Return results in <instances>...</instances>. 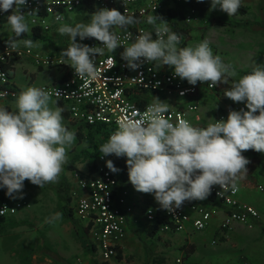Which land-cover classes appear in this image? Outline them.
Masks as SVG:
<instances>
[{"label": "clouds", "instance_id": "clouds-1", "mask_svg": "<svg viewBox=\"0 0 264 264\" xmlns=\"http://www.w3.org/2000/svg\"><path fill=\"white\" fill-rule=\"evenodd\" d=\"M27 3L0 0V12L11 9L7 24L16 37L30 31L21 12ZM241 4L242 0H211L210 10L219 8L231 17ZM63 19L62 15L55 17L57 22ZM161 21L157 25V17L147 18L154 25L155 39L151 32H141L124 47L121 57L127 67L136 70L145 62L157 69L169 66L175 76L190 85L208 82L213 88L231 79L224 95L247 108L231 110L226 119H215L206 127H195L186 120L170 122L164 115L168 104L157 98L147 107V115L118 121L117 130L99 147L104 156L126 157L134 188L152 194L162 209L174 212L185 201L206 199L214 185L235 190L236 181L248 172L249 160L242 153L249 149L264 153V65L237 78L234 67L214 55L207 41L179 47L180 35ZM135 22L132 15L104 7L93 12L88 23H60L59 34L71 41L61 55L78 77L94 80L95 58L105 50L114 52L121 47V38L113 29H124ZM77 37L81 41L95 38L101 44L90 47L79 43ZM22 42L25 46L33 44L31 40ZM6 44L13 50L18 47L17 40ZM15 109L0 106V189L10 199H23L25 180L41 189L57 180L66 162L67 147L76 136L62 123V109L50 107V93L42 88H24L16 97ZM106 166L113 173L119 171L111 160Z\"/></svg>", "mask_w": 264, "mask_h": 264}, {"label": "built area", "instance_id": "built-area-1", "mask_svg": "<svg viewBox=\"0 0 264 264\" xmlns=\"http://www.w3.org/2000/svg\"><path fill=\"white\" fill-rule=\"evenodd\" d=\"M165 0H28L22 6L21 12L33 27L48 31L53 24L65 21L66 15L76 12L89 5L97 8H109L118 3L123 4V12L139 18H145L157 13L163 7ZM62 15L63 21L57 22L55 17ZM7 12H0V22L7 19ZM198 18L195 10H190L186 15V22L193 23ZM121 38V47L115 51L124 50L138 34L150 32L143 26L118 29L114 31ZM155 39V31H151ZM129 35L131 39H129ZM181 37V36H180ZM182 41V37H181ZM180 41V42H181ZM90 47L100 46L96 39L86 38L81 41ZM114 52L105 50L103 55L95 58L96 78L88 80L80 78L74 69L69 70V76L59 83L52 85L34 86L50 93V98L56 100L67 113L69 118L78 124L93 126L101 124L106 126L108 134L103 143L118 128V121L147 115V107L156 102L151 100L139 107L131 99L136 92H152L162 95L169 109L164 114L170 122L186 120L195 127H206L203 123L201 107L198 97L203 89L212 90L208 82H197L190 85L187 80L175 76L173 69H157L153 64L145 62L140 68L132 70L127 67V62L118 58ZM25 55H33L37 66L42 68L62 67L66 59L55 55H41L33 53L31 49L18 46L15 50L7 48V44L0 45V100L14 99L19 94L12 81L11 63ZM247 110L246 105H229L217 116L216 120L226 119L231 110ZM215 122V120H214ZM117 156L114 154L104 156L99 153L95 162L88 170H74L72 173L71 196L73 208L77 217L85 223L90 232L92 242L100 251L102 264H129L120 258V247L126 237L128 213V191L120 188L118 176L106 166V161L115 164ZM127 159L126 157H124ZM264 195V184L258 186ZM220 192V195L218 193ZM240 192L236 184L235 190L229 187L222 190L219 185H214L206 199H214L226 208L228 212L219 224L223 233H229L236 224H242L250 229L264 225V213L254 206L238 200ZM205 200V199H204ZM203 200L187 201L174 212H168L160 206H150L146 209V219L149 223L156 221L158 208L169 222L160 226L164 232H183L188 226L195 231H202L209 227L213 219V212L206 207ZM25 201H2L1 217L15 215L25 208ZM212 244H215V240ZM176 264H183L178 258Z\"/></svg>", "mask_w": 264, "mask_h": 264}, {"label": "rangeland", "instance_id": "rangeland-1", "mask_svg": "<svg viewBox=\"0 0 264 264\" xmlns=\"http://www.w3.org/2000/svg\"><path fill=\"white\" fill-rule=\"evenodd\" d=\"M242 5L246 8L245 14L226 18L234 23L240 22L242 26L213 25L197 18L190 25L191 38L186 45L180 42L179 47L195 46L202 41H207L214 55L220 56L223 62L234 67L238 74L237 78L250 72L257 65H264V0H244ZM212 13L214 17H218L223 11L217 8ZM84 15L85 13L82 12L78 19L81 23H88L91 16L85 19ZM55 47L58 49L55 53L62 56V49L67 48L68 45L61 43ZM231 82L230 79L229 85ZM207 93L206 102L215 112L222 111L228 105H245L243 102H234L230 98H222L214 89L208 90ZM54 102V99L50 98V107H57ZM64 126L75 133L70 125ZM75 136L73 144L67 147L66 162L55 182L45 184L42 189L31 182L26 185L24 182L26 189L23 201H26L28 205L20 212L18 211L19 214L6 216V220L21 218L25 220V223L17 225L16 220L13 221L15 223H5L4 230L0 232V264H91V258L79 246L81 231L78 226L74 227L73 223L70 224L67 209L73 206V202L58 193L59 184L64 179L72 181L74 170H87L93 161L82 159L83 151L87 150L88 144L85 141L79 142L76 134ZM76 157L81 159L74 162V168H70L69 164L76 160ZM133 194L136 199L135 205L142 214H145L144 209L147 206L146 202L150 199L149 194L137 190ZM241 197L256 208H264V195L254 186L245 191ZM32 211L34 215L31 214ZM56 213L60 214L59 218L52 219ZM75 217L78 219L76 213ZM184 235L188 236L185 233ZM237 244L232 241L233 246L236 247ZM211 247L219 249L220 243L212 244ZM63 253L67 257L66 263H63L59 257ZM238 253L237 249L229 250L226 255L217 253L208 259L209 263L202 259L200 264H242V254ZM99 255L98 252L95 257L98 258ZM179 255H181L180 250L173 248L168 257L171 262H175ZM249 260L254 264L264 263V259L259 255L249 257Z\"/></svg>", "mask_w": 264, "mask_h": 264}, {"label": "crops", "instance_id": "crops-1", "mask_svg": "<svg viewBox=\"0 0 264 264\" xmlns=\"http://www.w3.org/2000/svg\"><path fill=\"white\" fill-rule=\"evenodd\" d=\"M242 1L244 2V0ZM98 9L100 8H97L96 11ZM161 9H166V6L163 4V7ZM82 12L85 13L84 15L85 19L90 18V16L92 15V14L89 15V12L87 11L86 8H81L79 9V11L67 14L65 21L61 23H66L70 25L81 23L80 20L78 19V16H80ZM150 16L157 17V25L161 24L162 21L158 19L159 17L157 13H155V14H150L145 18L137 19L134 25L135 28L138 26H143L147 28L148 31L150 32L153 31L154 25L149 24L147 22V18ZM27 23L29 25L30 31L28 33H25L21 38L17 39L18 46L25 49H31L33 53H38L41 55H55L58 57H63L55 53L58 51V49H56L55 46H58L61 43L67 44L69 46L71 41L67 35L59 34L57 29L60 23L53 24L52 28L48 31H43L41 28L33 27L28 19H27ZM163 23L166 24V20H164ZM127 28H132V26L129 25ZM118 29L121 28L116 27V30ZM35 32H38L39 35L42 37L37 38L34 35ZM13 34L14 32L7 24V19L2 20L0 22V45H3L4 44L3 41L9 39ZM190 34H192V31L190 32ZM24 40H31L33 41V44L31 46H25V44L22 42ZM77 41L79 42V37H77ZM119 51H123V50H119ZM67 63H69V61L66 60V64L62 67L42 68L36 65L33 55H25L22 58L15 59L11 63L9 68H10L12 81L14 82V85L17 87L20 93L24 88L29 86L52 85L61 82L62 80L65 79V77L69 76V70L72 68ZM158 69L168 70L171 69V67L162 66ZM207 91H208L207 89H203L199 97L197 98L201 107L203 123L206 125L208 123H213L216 116L221 112V111L215 112L212 106L206 102V97L208 96ZM15 100L16 98L9 100H0V106L7 108L9 111H15L16 110ZM54 101H55L54 102L55 105L62 109V117L64 120L63 122H65L64 125H70L75 132L78 131L79 126H86L84 124H78L72 121L67 115V113L64 111L63 107L56 100ZM226 107H224V109ZM224 109H222V111ZM242 155H244L249 161L254 160L255 156H256L255 158L259 160V165L253 172V176H254L252 178L253 181L250 180L251 177H248L247 174L243 176V178L238 179L236 181V184L240 188L238 200L242 203L248 204L247 202H245V200L242 199L241 197L242 194L245 193V191H248L249 188L253 186L258 188L260 184H264V153L249 149L244 151ZM93 162L95 161H92L90 166L93 164ZM249 163L246 165L247 169L248 166L250 165ZM28 182L30 181L25 180V185ZM69 182L72 188L73 180L71 181L70 179ZM25 185L23 188V194L25 193V189H26ZM120 188L126 189L128 191V196H129L128 205L131 208V211L128 213L126 237L120 247V258L125 260L129 264H176V260L178 258H181L183 260V264H200L202 262V259L203 261H208L209 263L210 260L208 259L216 255L217 253L226 255L229 250H236V249L239 251L238 254H242V260H243L242 264H254L250 262L249 257H254V256L256 257L259 255L261 258L264 259V225L261 224L250 229L242 224H236V226H234V229L231 232L229 233L221 232V230L219 229V224L223 220V218L225 217L228 211L227 208L217 200L205 199L202 201V203H204L206 207L213 212L214 215L211 224L205 230L195 231L190 226H188V228L183 232H164L161 230L155 231L151 227V224L153 223H149L145 215L146 209L148 207L158 205V204L153 205L154 202H156L154 196L148 193L150 199H148V202H146L147 206L144 209L145 214H142L140 212V209L135 205L136 199L133 197L134 195L133 192L136 189L134 188L132 183L130 181H127L121 184L120 182ZM1 198L2 197L0 196V202L7 201V200H2ZM10 201L11 202L23 201V199H16V200L10 199ZM159 206L160 205H158V207ZM70 209H72L75 217V210L73 206ZM256 209H258L261 213H264V208L262 209L256 208ZM31 214L34 215V211H32ZM6 218L7 217L0 218V232L4 230L5 228L4 225L7 222L15 223L13 221L16 220L17 225L25 223V220L21 218L20 219L11 218L9 219V221H7ZM78 219H77L78 221L77 226L81 231L80 232L81 243L79 245L80 248L91 258L92 260L91 264H102L101 255H99L98 258L95 257L98 252L100 254V251L98 250L97 246L92 242L89 230L87 229L85 223H83L82 221L80 222L79 221L80 219L79 220ZM70 221H69L70 224L73 223L71 219ZM16 228H18V226ZM184 233L188 234V236H185ZM214 240H215V244L213 245H217L218 243H220L219 249H214L211 247ZM232 241L238 243L236 247L232 245ZM173 248H177L181 252V255L177 256V258L175 259V262H171L168 257L170 250ZM59 257L63 261V263H66L67 257L65 256L64 253L59 255Z\"/></svg>", "mask_w": 264, "mask_h": 264}, {"label": "trees", "instance_id": "trees-1", "mask_svg": "<svg viewBox=\"0 0 264 264\" xmlns=\"http://www.w3.org/2000/svg\"><path fill=\"white\" fill-rule=\"evenodd\" d=\"M210 3H211V0H202V2L201 0H165L163 4L166 6V9H160L157 11V15L159 17L158 19L160 21H161V18L162 20H166L167 27H169L171 31L177 33L178 35L182 37L181 42H183L184 45H186L187 41L191 38V34H190L191 24H188L186 22V15L190 12V10H195L198 15V18H201L205 20L206 22H210L213 25H228V26L233 25L236 27L242 26L240 22L234 23L231 20H226L228 15L225 12H223L221 16L214 17L212 13L214 9L210 10ZM109 8H116L120 10L121 12H123L124 6L123 4L118 3L116 5L110 6ZM86 9L89 12V15H91L93 12L96 11L97 8L95 7V5H89L86 7ZM245 12H246V8L243 7V5L241 4L240 9L235 14V16L243 15L245 14ZM7 13L8 15L11 14V9L8 10ZM134 18H135V21L139 19V17H135V16ZM134 25L135 23L131 25L133 30L136 29ZM128 26H126V28ZM114 30H116V28H114L113 31ZM34 35L37 38L42 37L39 35L38 32H35ZM19 38L21 37H16L15 34H13L9 39L3 41V43L8 42L9 40H17ZM91 39H95V38H91ZM79 42H81L80 38H79ZM122 52L123 51H119V52L115 51V54L117 55L118 58H122L121 57ZM66 78L67 77H65V79ZM230 86L231 85H229V83L228 84L219 83L217 84L216 87H214V90L222 98H228L224 95V93L230 88ZM130 97L133 101L137 103L139 107H143L145 103H148L151 100H156L157 98H159L162 101L165 100L162 95L155 94V93L148 92V91L136 92ZM108 130L109 129L106 126L101 125V124H97L93 126H79V129L78 131L75 132V134L77 135L79 142L85 141L88 144L87 150L83 151L84 152L83 157H82L83 160H88V159L93 160V161L96 160V158L98 157L100 153L99 147L103 144L104 138L109 133ZM255 157H254V160L249 161L250 162L249 163L250 165L248 166L249 172L247 173V176L251 177L250 180L252 181H253L252 178L254 177L253 172L259 165V160ZM80 159H81L80 157H76V160L71 162V164H69V167L74 168L75 167L74 162L79 161ZM114 165L119 169V171L116 172V174L121 184L129 181L128 166L126 164V159L124 157H117ZM58 193L60 195H64L65 197H67L68 200L70 201L72 200L71 184L67 179H64L61 182L60 186L58 187ZM0 196L2 197L1 198L2 200L10 199L7 195H5L4 189H0ZM157 204H158L157 202H154L153 205H157ZM227 211H229L228 208H227ZM67 213H68V217L72 220L74 226H77L78 221L74 217V213L72 209H67ZM0 218L2 217L0 216ZM167 222H169L168 218L165 215H163L161 209L158 208L156 221L153 224H151V227L155 231H158L160 230V226Z\"/></svg>", "mask_w": 264, "mask_h": 264}]
</instances>
